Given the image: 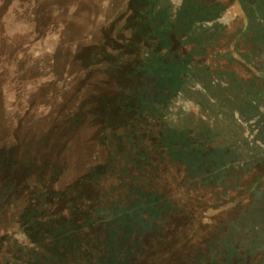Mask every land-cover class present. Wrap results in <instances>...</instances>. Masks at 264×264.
I'll return each instance as SVG.
<instances>
[{
    "label": "trees",
    "instance_id": "1",
    "mask_svg": "<svg viewBox=\"0 0 264 264\" xmlns=\"http://www.w3.org/2000/svg\"><path fill=\"white\" fill-rule=\"evenodd\" d=\"M48 2L47 8L40 2L41 12L66 9L61 0ZM127 2L133 9L119 21L130 35L124 53L133 61L115 65L116 89L123 93L99 92L82 118L86 124L92 116L98 121L88 126L110 156L73 176L56 142L53 168L31 157L36 154L28 146L30 138L32 146L54 138L62 144V135L43 140V134H21L16 150L7 139L0 142V167L20 173L19 181L16 175L0 178V264H264L263 237L251 238L250 250L242 252L228 236L231 225L264 201V157L245 167L251 159L219 148L209 154L210 144L169 126L166 112L177 90L171 87V58L187 48L172 31L160 29L157 19H148V0ZM96 59L90 52L85 62L91 66ZM164 65L170 72L158 73ZM252 74L264 81V73ZM2 126L0 113V139ZM85 131L67 130L72 138ZM188 203L210 209L214 224L205 234Z\"/></svg>",
    "mask_w": 264,
    "mask_h": 264
},
{
    "label": "rangeland",
    "instance_id": "2",
    "mask_svg": "<svg viewBox=\"0 0 264 264\" xmlns=\"http://www.w3.org/2000/svg\"><path fill=\"white\" fill-rule=\"evenodd\" d=\"M48 1L0 0V142L7 139V146L14 145L21 134L39 138L43 134V140L62 135V144L54 138L49 144L32 146L30 138L28 146L36 154L31 157L53 168L56 142V148L64 152L65 166L72 168L73 176H82L110 156L108 147L88 126L98 121L92 116L86 124L82 118L97 102L99 92L123 93L116 89L115 65L119 61L125 67L133 58L124 53L130 35L119 19L132 6L128 0H61L66 9L55 6L49 13L50 7L44 11ZM148 2V19H157L160 29L172 31L187 48L171 58L176 76L171 87L177 90L166 112L169 126L200 137L197 143L210 144L209 154L219 148L228 150L230 156L251 159L245 167L263 158L264 81L252 73H264V0ZM90 52L97 55L91 66L85 62ZM113 54L118 56L114 61L110 60ZM160 61L170 63L169 59ZM161 68L170 72L165 65ZM82 129L88 131L75 138L67 132ZM7 175L20 180L19 170L7 173L0 167V178ZM68 182L62 181L61 186ZM187 205L196 219H202L196 227L205 234L214 224L210 209ZM228 230L233 237L229 243L242 252L250 250L251 238L264 239V201Z\"/></svg>",
    "mask_w": 264,
    "mask_h": 264
}]
</instances>
